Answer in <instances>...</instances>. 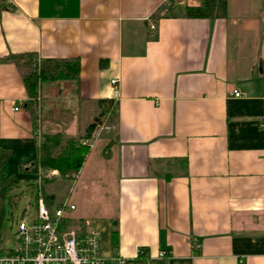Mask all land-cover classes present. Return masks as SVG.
<instances>
[{"label": "crops", "instance_id": "crops-1", "mask_svg": "<svg viewBox=\"0 0 264 264\" xmlns=\"http://www.w3.org/2000/svg\"><path fill=\"white\" fill-rule=\"evenodd\" d=\"M6 2L0 58L77 57L80 72L41 84L35 121L16 65L0 62V177L33 186L20 166L42 134L83 136L111 100L100 119L111 128L94 129L75 178L47 180L70 182L63 195L43 186L47 205H75L67 224L97 230L106 259L264 264V0H227L219 18L182 15L200 0Z\"/></svg>", "mask_w": 264, "mask_h": 264}, {"label": "trees", "instance_id": "trees-1", "mask_svg": "<svg viewBox=\"0 0 264 264\" xmlns=\"http://www.w3.org/2000/svg\"><path fill=\"white\" fill-rule=\"evenodd\" d=\"M9 4L6 0H0V9H7ZM227 13V0H200L199 5L186 6L183 12L185 17H225ZM2 63H13L16 65L22 82L26 88L28 99L26 106L32 117L37 118V101L39 88L42 83H55L62 81L66 85L77 79L80 72V61L77 57L67 58H43L35 52L8 53L0 58ZM102 65V63H101ZM100 112L94 122L90 123L83 136L65 139L61 133H44L40 141L38 156L30 160L26 166H20V170L26 174H34L38 167L43 171L56 169L58 176L62 179H70L71 174L77 172L88 151L86 145L80 143V139H89L101 117L109 109L111 100L99 101ZM9 152L0 151L1 162L5 161ZM48 178L44 179V182ZM20 182L18 175L12 173L0 177V230L5 215V201L9 191ZM49 204L48 199L46 200ZM65 225L67 224L65 219ZM118 238L117 221H112L111 245L116 247ZM115 256V254L113 255ZM110 259H105L108 262Z\"/></svg>", "mask_w": 264, "mask_h": 264}, {"label": "built area", "instance_id": "built-area-1", "mask_svg": "<svg viewBox=\"0 0 264 264\" xmlns=\"http://www.w3.org/2000/svg\"><path fill=\"white\" fill-rule=\"evenodd\" d=\"M153 27V26H151ZM112 80L111 83H114ZM234 95L240 93L234 90ZM17 109V108H15ZM97 131L109 130L111 127L100 123ZM82 145L89 147V139H82ZM58 175L56 169L43 171L38 168L33 186L36 190V213L29 219L16 221V244L12 248L0 250V264H103L105 259L100 251V236L95 229L70 226L65 223V212L73 210L75 205L64 200L50 208L45 200L43 184L45 178ZM76 177V172L71 178ZM196 248L200 244L195 245ZM161 256L165 251L160 252ZM112 264H125L124 258L115 255Z\"/></svg>", "mask_w": 264, "mask_h": 264}, {"label": "rangeland", "instance_id": "rangeland-1", "mask_svg": "<svg viewBox=\"0 0 264 264\" xmlns=\"http://www.w3.org/2000/svg\"><path fill=\"white\" fill-rule=\"evenodd\" d=\"M257 5V4H255ZM251 34V33H250ZM264 33L260 32L258 39L254 41L257 43V49H263L264 39H262ZM249 41V40H248ZM259 52V51H258ZM50 95L47 94L44 100L46 107H50L51 103ZM49 121V120H48ZM48 125V122L46 123ZM51 178H48L49 180ZM46 180V181H47ZM70 182H61L55 180L54 182H44L43 186L46 192L54 191L57 195H63L66 193L67 186ZM53 187V188H52ZM36 190L25 179H21L19 184L12 188L5 201V215L2 221V227L0 230V246L12 248L16 244V221L21 217L29 219L36 213ZM102 209L95 208V211H101Z\"/></svg>", "mask_w": 264, "mask_h": 264}]
</instances>
